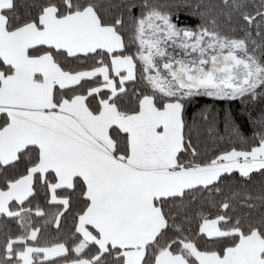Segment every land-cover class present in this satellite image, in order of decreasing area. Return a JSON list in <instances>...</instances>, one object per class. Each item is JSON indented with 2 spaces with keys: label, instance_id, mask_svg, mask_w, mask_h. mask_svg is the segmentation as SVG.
Returning <instances> with one entry per match:
<instances>
[{
  "label": "snow or ice",
  "instance_id": "1",
  "mask_svg": "<svg viewBox=\"0 0 264 264\" xmlns=\"http://www.w3.org/2000/svg\"><path fill=\"white\" fill-rule=\"evenodd\" d=\"M197 97L239 99L251 142L226 107L243 143L202 150ZM258 99L264 0H0V264H264Z\"/></svg>",
  "mask_w": 264,
  "mask_h": 264
},
{
  "label": "trees",
  "instance_id": "2",
  "mask_svg": "<svg viewBox=\"0 0 264 264\" xmlns=\"http://www.w3.org/2000/svg\"><path fill=\"white\" fill-rule=\"evenodd\" d=\"M32 0H20V4L23 5L31 3ZM105 3L112 2L115 3L116 0H104ZM250 6H257L260 4L261 0H246ZM137 85L129 84L128 88L137 87ZM212 98L208 97H197L192 100L187 108L186 119L188 121L189 127L193 132V138L199 139L202 150L207 149L211 151L215 147H226L228 144L235 142L237 144L243 143V141L238 140L235 137L231 136V129L227 128L225 125V112L226 107L233 109V116L237 119L238 122L246 121L242 126L243 135L251 142L253 138V132L256 130L257 125H254L251 120L248 118L247 111H242L244 105L236 100L235 103L229 105L227 101L223 103L218 99L215 102V107L213 109H208L209 115L205 117L202 114V110L205 109L206 105H212ZM248 110L252 112L254 116L259 117V112L262 107H264V100H257L255 104H249ZM258 182L259 177L254 178ZM220 197H217L219 199ZM36 202H39L41 205L45 206L46 210L49 213V217L52 213L56 211V205H47L45 204L43 191L41 190L40 194L32 201L33 206ZM27 207V205H25ZM75 208L72 211L65 210V216L61 220L60 227L57 228L54 222H50L47 225H43L45 217L36 218L33 216V219L36 220L38 224L42 225V231L44 236L42 239H51L55 240L56 238L66 237L72 231V216ZM7 231H18V225L15 220L11 218H6L5 216L0 215V240L3 239L4 234ZM55 260V258H51ZM58 264V262H57Z\"/></svg>",
  "mask_w": 264,
  "mask_h": 264
}]
</instances>
